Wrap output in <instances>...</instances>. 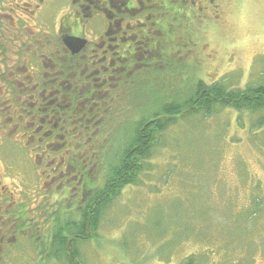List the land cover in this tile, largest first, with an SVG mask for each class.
I'll list each match as a JSON object with an SVG mask.
<instances>
[{"label": "flooded vegetation", "instance_id": "flooded-vegetation-1", "mask_svg": "<svg viewBox=\"0 0 264 264\" xmlns=\"http://www.w3.org/2000/svg\"><path fill=\"white\" fill-rule=\"evenodd\" d=\"M38 1L0 0V159L3 143L12 151L17 143L36 171L23 186L10 163L0 170V264H13L3 252L26 238L39 253L33 264H79L75 246L94 236L89 225L80 230L83 211L119 197L104 193L122 164L137 180L120 194L141 183L160 140L143 132L161 122L147 120L160 103L121 102L148 79L163 96L189 85L201 55L211 57V44L200 43L204 25L226 26L237 0Z\"/></svg>", "mask_w": 264, "mask_h": 264}, {"label": "rangeland", "instance_id": "rangeland-1", "mask_svg": "<svg viewBox=\"0 0 264 264\" xmlns=\"http://www.w3.org/2000/svg\"><path fill=\"white\" fill-rule=\"evenodd\" d=\"M226 24L209 20L204 25L200 43L211 44V57L201 55V63H195L199 75L231 87L256 82L264 72V0H237ZM182 84L175 91L183 90ZM150 86L148 79L147 85L129 90L121 104L146 110L158 105L160 93ZM256 115L228 107L167 128L152 148L142 182L126 187L106 210L98 235L79 243L80 264H183L190 253L220 256L226 238L243 237L250 238L243 249L253 253L247 263L263 264L264 213L249 227L241 222L249 193L264 195V115ZM6 145L1 172L8 162V173L23 179V186L32 184L31 158L17 143L13 151ZM20 178L5 176L4 183H20ZM29 209L38 215L35 207ZM225 209L234 215L226 217ZM25 241H18L17 251L3 252V259L37 261L35 245Z\"/></svg>", "mask_w": 264, "mask_h": 264}, {"label": "trees", "instance_id": "trees-1", "mask_svg": "<svg viewBox=\"0 0 264 264\" xmlns=\"http://www.w3.org/2000/svg\"><path fill=\"white\" fill-rule=\"evenodd\" d=\"M179 64L180 63H178V65ZM195 74L197 75V71ZM196 75L194 77L193 75L190 76V84L184 85L183 90L180 89L175 91L173 95L172 93H168L165 96L160 94L163 96L162 100L156 97L155 102L157 104L160 103L159 110L157 113L147 116V120L151 117L155 118L161 115V122H159L157 126L155 123L147 124L143 131L144 133L152 134V136L155 137H161L162 133L167 128L178 123V121H186L193 116H202L203 119L206 117L208 118L212 113L228 107L240 112H248L253 115L257 114L256 116L264 115V72L258 74L259 79H257L256 82L253 81L243 87H231L227 81L223 82L222 80L207 82L205 79L201 78L202 76ZM253 123L256 124L254 121ZM261 123H264V116ZM253 127L255 128V126ZM150 149L151 146L147 145V151ZM138 161L139 159L136 160V162ZM137 168L138 165L131 168L132 175L137 172ZM118 169L119 170L109 181V186L104 193L106 195L109 193L111 196L108 197H113L114 199L119 196L121 189L127 183L136 182L137 180L136 176H132L130 179L126 178V167L124 164L119 166ZM106 201V203H108V199ZM248 201L249 203L246 206L245 214L241 216V222L243 225L245 224V227L251 226L253 219L264 213V195L252 191L248 195ZM107 206L109 207V205ZM107 206L97 207L95 211L94 208L90 207L83 211L84 216L80 224L82 233H87V226L89 225L93 234L97 236L96 232H98L99 224L103 219V214ZM225 212L227 214L226 217L234 215V213L226 209ZM218 213H220L219 210L216 214ZM56 231L61 232L62 230L60 231L57 229ZM218 235H215L216 239L220 238ZM249 239V237H243L240 240L236 238H226V240L222 242L224 247L220 253H218L220 256H217V254L207 255L206 253H190L182 262L183 264H248L247 257L249 255L253 256V253H247L242 245L249 242ZM61 243L64 244V242ZM61 243L58 244L60 248L62 247ZM253 247L259 248L258 246ZM62 252L63 251L57 253L59 258H61L60 254ZM74 252L76 254L79 252L76 246ZM53 256H56V254L49 255V257Z\"/></svg>", "mask_w": 264, "mask_h": 264}]
</instances>
